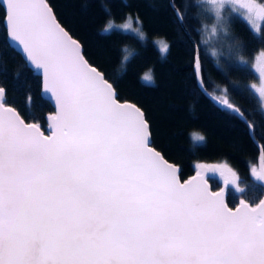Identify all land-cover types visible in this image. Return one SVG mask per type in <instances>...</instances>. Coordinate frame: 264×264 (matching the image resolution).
Instances as JSON below:
<instances>
[{
	"label": "snow or ice",
	"instance_id": "obj_1",
	"mask_svg": "<svg viewBox=\"0 0 264 264\" xmlns=\"http://www.w3.org/2000/svg\"><path fill=\"white\" fill-rule=\"evenodd\" d=\"M209 2L213 34L226 32L225 5L264 31L261 0ZM0 14L54 102L43 130L3 103L0 87V264H264V198L253 204L241 197L230 207L226 190L245 188L226 164H197L182 180L152 146L145 113L119 101L47 0H0ZM113 27L109 21L105 30ZM119 27L132 28V18ZM133 31L144 39L140 28ZM158 44L166 53L168 45ZM193 66L203 89L198 50ZM257 70L262 83L253 88L264 100V62ZM214 99L248 123L226 89ZM192 139L203 141L196 133ZM209 173L222 178L223 189L209 187ZM250 177L264 187V158Z\"/></svg>",
	"mask_w": 264,
	"mask_h": 264
},
{
	"label": "trees",
	"instance_id": "obj_2",
	"mask_svg": "<svg viewBox=\"0 0 264 264\" xmlns=\"http://www.w3.org/2000/svg\"><path fill=\"white\" fill-rule=\"evenodd\" d=\"M47 2L58 22L81 44L85 58L114 85L118 99L132 101L145 113L152 145L178 165L181 178L193 172L196 162L213 161L232 168L245 188L242 194L226 190L230 207L241 197L254 204L264 196V187L254 184L250 177L258 151L247 126H254L251 134L264 158V111L249 86L257 79L252 61L264 49V31L256 33L233 12L225 15L226 32L207 33L215 20L201 0H172V5L184 14V28L169 0ZM129 17L132 29L115 25ZM109 21L114 27L106 31ZM136 28L141 29L144 39L133 31ZM155 39L168 45L166 53H161ZM125 48L132 53L127 60ZM195 48L200 54L204 88L216 97L224 95L226 89L227 98L243 111L248 123L217 107L198 89L192 67ZM145 74L151 75V82L144 80ZM0 87L5 89V103L44 130V115L52 107L40 96L39 77L8 45L2 21ZM194 133L205 140L194 142ZM208 180L211 189L219 187L217 178Z\"/></svg>",
	"mask_w": 264,
	"mask_h": 264
},
{
	"label": "water",
	"instance_id": "obj_3",
	"mask_svg": "<svg viewBox=\"0 0 264 264\" xmlns=\"http://www.w3.org/2000/svg\"><path fill=\"white\" fill-rule=\"evenodd\" d=\"M169 3H170V5L172 6V8H173V11H174V14H175V16H176V18H177V20H178V22H179V24H180V26L182 27V28H184V26H183V23H182V20H180V19H178V10L172 5V0H169ZM3 26H4V24H3ZM62 26V25H61ZM63 27V26H62ZM4 29H5V39H6V41H7V43H8V45L16 52V53H18L19 54V56L21 57V59L24 61V63H25V65L32 71V73L33 74H35V75H37L38 77H39V81H40V88H39V93H40V96L43 98V99H45L49 104H50V106L52 107V111H54V102L53 101H51L50 99H49V97L47 96V95H45L44 93H43V90H42V77H41V75H40V73L39 72H37L36 70H34L29 64H27V62H26V60H25V58H24V56H23V54H22V52H21V49L10 39V37L8 36V34H7V31H6V28H5V26H4ZM66 30V29H65ZM185 30V29H184ZM67 31V30H66ZM186 31V30H185ZM73 37V36H72ZM74 38V37H73ZM74 39H76V38H74ZM77 40V39H76ZM78 41V40H77ZM195 50H196V48H195ZM194 58V57H193ZM94 66V65H93ZM192 67H193V71H194V66H193V64H192ZM196 80V79H195ZM196 85H197V87H198V89L207 97V98H209L217 107H219V108H221V109H225L223 106H221L220 105V103H219V101H217V100H215L214 99V97H216V96H214V95H212L211 93H209L205 88H203V89H201L199 86H198V84H197V82H196ZM119 101L120 102H122V103H131V104H134V105H136L135 103H133L132 101H130V100H126V99H124V100H120L119 99ZM2 102L3 103H5L4 102V97L2 98ZM6 105H8V106H10L9 104H7V103H5ZM137 106V105H136ZM12 107V106H11ZM226 110V109H225ZM52 111H50V112H48V113H46L45 115H44V121H45V124H44V130H47V116L52 112ZM244 121V120H243ZM247 126H248V124H247ZM248 133L250 134V136H251V138H252V140H253V142L255 143V145H256V148H257V151H258V155H257V162H256V168H258L259 167V164H260V161H261V158H263V153H262V149H261V147H260V145H259V143L253 138V136H252V134H251V131H250V129H249V126H248ZM45 134H48L47 133V131L45 132ZM153 146V145H152ZM154 147V146H153ZM155 148V147H154ZM156 149V148H155ZM157 150V149H156ZM157 151H159V150H157ZM160 152V151H159ZM161 153V152H160ZM169 161V160H168ZM170 163H172V164H174V165H176L177 167H178V165L177 164H175V163H173L172 161H169ZM197 164H209V165H214V164H220V163H217V162H213V161H198V162H196V164L194 165V170H193V172L191 173V174H189L188 176H186V177H184V178H181L182 180H186V179H189V178H191L193 175H195L196 174V171H197V168H196V165ZM179 168V167H178ZM208 178H217L219 181H220V178L221 177H219V175L218 174H211V173H209V174H206V179H208ZM209 187H210V185H209ZM224 188V185H223V181H221L220 182V185H219V187L218 188H216V189H212V190H214V191H220L221 189H223ZM261 198H264V196H262ZM260 198V199H261ZM240 199V198H239ZM239 199H238V201H237V203L233 206V207H235L236 205H238V203H239ZM259 199V200H260ZM259 200L256 202V203H258L259 202Z\"/></svg>",
	"mask_w": 264,
	"mask_h": 264
},
{
	"label": "rangeland",
	"instance_id": "obj_4",
	"mask_svg": "<svg viewBox=\"0 0 264 264\" xmlns=\"http://www.w3.org/2000/svg\"><path fill=\"white\" fill-rule=\"evenodd\" d=\"M203 3H206L208 6H209V9L211 10V12L213 13V17H214V20H215V13L212 11V8H213V5H211L210 4V2H209V0H201ZM225 7H228V9L227 10H222L224 13V16L225 15H231L233 12L231 11V8H230V6L229 5H225ZM224 7V8H225ZM242 17V16H241ZM243 18V17H242ZM246 20V19H245ZM247 21V20H246ZM126 21H122V22H120V23H118V24H115L116 26H120V25H122V24H124ZM214 23L212 24V25H210V27L209 28H207V33L209 32V33H212V27L215 25V21H213ZM248 23V22H247ZM249 24V23H248ZM249 26L251 27V25L249 24ZM133 28V27H132ZM132 28H130V29H132ZM129 29V30H130ZM252 29V28H251ZM253 30V29H252ZM254 31V30H253ZM155 42H156V45H157V47L160 49V45L158 44V42H159V39H155ZM262 62H264V50H260L258 53H256L255 55H254V57H253V61H252V68H253V70H254V72H255V74H256V77H257V79H256V81L255 82H252V83H250L249 84V86H250V88L257 94V96H258V98L260 99V102H261V106H262V109H263V111H264V100H262L260 97H259V94H258V92H256L255 91V89L253 88V85H255L256 86V88H259L260 86H261V83H262V81H261V78H260V76H259V72H258V70H257V68H258V66H259V64H261ZM222 181V178H220V182Z\"/></svg>",
	"mask_w": 264,
	"mask_h": 264
},
{
	"label": "clouds",
	"instance_id": "obj_5",
	"mask_svg": "<svg viewBox=\"0 0 264 264\" xmlns=\"http://www.w3.org/2000/svg\"><path fill=\"white\" fill-rule=\"evenodd\" d=\"M125 50H127V49L125 48L124 51ZM126 54H127L128 57H130L132 55V53L129 52L128 50H127V53ZM199 135L203 137V140H205V137L203 135H201V134H199Z\"/></svg>",
	"mask_w": 264,
	"mask_h": 264
},
{
	"label": "flooded vegetation",
	"instance_id": "obj_6",
	"mask_svg": "<svg viewBox=\"0 0 264 264\" xmlns=\"http://www.w3.org/2000/svg\"><path fill=\"white\" fill-rule=\"evenodd\" d=\"M261 2H264V0H261ZM241 18H242V17H241ZM242 19H243V20L245 21V23L249 26V24L247 23V21H246L244 18H242ZM249 28H251V27L249 26ZM262 28H264V25H262ZM261 50H264V49H261ZM259 51H260V50H259ZM259 51H258V52H259ZM258 52H257V53H258ZM255 94H256V93H255Z\"/></svg>",
	"mask_w": 264,
	"mask_h": 264
}]
</instances>
